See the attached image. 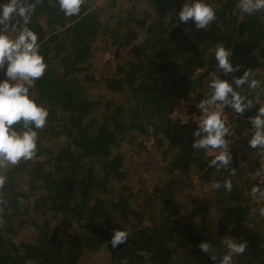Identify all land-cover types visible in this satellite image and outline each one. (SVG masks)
Masks as SVG:
<instances>
[{"label": "trees", "instance_id": "1", "mask_svg": "<svg viewBox=\"0 0 264 264\" xmlns=\"http://www.w3.org/2000/svg\"><path fill=\"white\" fill-rule=\"evenodd\" d=\"M147 1L152 12L134 20L144 30L139 42L132 41L135 31L125 36L118 27L111 29L95 0H83L79 14L70 17L59 9L58 0L36 2L29 27L38 34L48 67L31 91L49 115L46 126L37 130L35 156L5 171L6 181L0 187V264H76L87 250L103 247L109 251V264H213L198 243L206 240L222 255L226 249L217 246L221 238L253 220V226L237 239L246 240L248 246L233 264H264V216L250 215L255 206L243 194L242 185L245 168L254 173L264 165L259 161L261 152L247 143L252 131L248 117L264 104V12L241 15L237 0H209L218 11L216 20L204 30L195 29L191 20L179 24L176 10L182 0ZM131 8H125V16L122 9L117 12V23L132 21ZM151 15L155 18L149 21ZM108 32L116 45L115 70L96 74L90 69L92 42ZM217 42L231 47L234 63L251 68L260 81L255 89L244 85L254 98V107L239 116L233 127L234 136L238 135L232 142L234 174L209 167L211 156L191 147L195 122L179 123L168 115L191 92L196 91L194 101L199 102L210 91ZM242 73L243 67L234 75ZM97 87V98L90 97ZM119 93L125 98L116 102L113 98ZM195 105L192 101L189 109L198 114ZM97 109H102L99 116L93 115ZM149 128L158 144L166 145L163 154L170 153L162 168L175 175L155 184L145 203L156 198L158 206L152 203L151 212L143 215L130 201L140 189L124 181V155L115 150L127 137L142 148L137 135H147ZM16 173L27 174L26 189L17 183ZM194 178L210 185L227 178L233 184L231 192L212 188V202L205 196L191 204L188 213L198 217V229L175 216L184 207L177 195L191 187ZM106 184L114 199L104 195ZM33 195L35 207L29 200ZM151 208L159 209L157 217ZM31 209L50 213L42 219L31 216ZM147 217L149 224L141 225ZM27 222L36 229L32 239L11 238L15 225ZM126 225L128 239L112 248L108 243L112 229ZM61 228L69 229L65 240L59 238Z\"/></svg>", "mask_w": 264, "mask_h": 264}, {"label": "clouds", "instance_id": "2", "mask_svg": "<svg viewBox=\"0 0 264 264\" xmlns=\"http://www.w3.org/2000/svg\"><path fill=\"white\" fill-rule=\"evenodd\" d=\"M36 2L28 0H0V169L15 166L21 160H31L38 148V131L47 124L48 108L38 102L31 91L36 81L41 78L48 65L40 51L38 34L29 27ZM83 0H58V6L65 16L79 14ZM236 10L249 16L264 12V0H237ZM218 9L209 0H182L176 19L179 24L191 20L195 29L206 30L216 20ZM216 71L210 73L209 92L199 100L195 107L200 115L197 127L192 131L191 147L204 150L211 155L209 167L223 169L234 174L230 167L233 161L231 137L234 136L232 124L228 121L226 109L241 116L254 107V98L244 90V85L255 89L260 81L255 72L241 64L234 63L233 49L222 42L215 44L212 53ZM243 67L242 75H234ZM259 104V95L255 97ZM186 107L181 104L171 113L179 117L180 123H186ZM251 124V135L247 143L250 148L258 149L264 155V104L256 107L255 115L248 117ZM15 125V126H14ZM257 182L250 189L254 201H264V165L255 173ZM6 176L0 172V187H3ZM213 189L223 188L231 192L230 179L212 183ZM264 216V206L252 208L250 215ZM127 225L113 228L108 243L112 248L124 244L129 236ZM221 244L226 251L222 255L215 252L210 242L201 240L197 247L207 253L212 261L219 264H233L234 258L245 253L247 241L224 236Z\"/></svg>", "mask_w": 264, "mask_h": 264}, {"label": "rangeland", "instance_id": "3", "mask_svg": "<svg viewBox=\"0 0 264 264\" xmlns=\"http://www.w3.org/2000/svg\"><path fill=\"white\" fill-rule=\"evenodd\" d=\"M94 5H99L101 7L102 12V19L103 21L111 28V29H117L121 31V33L125 36H128L131 34V31L136 32V38L132 40L133 42H139L144 38V30L143 28H138L136 26V23L134 20L137 18L145 17V13L152 12L151 6L148 3L147 0H115V2H111L110 0H95ZM132 6L130 9L132 12H134V15L129 16V18L132 20L129 23H127L125 20H123L120 23H117V14L118 11L122 9V15H126L125 8ZM118 12V13H117ZM242 15V14H241ZM121 16V17H123ZM155 16L151 15V17L148 18V20L154 19ZM118 35V34H117ZM110 35V32L104 33V34H98L96 39L92 42V47L94 48V55L92 57V66L90 67L91 71H96V74L99 73H111L115 70V64H116V58L117 56L114 55L116 45L113 44V38ZM121 56L125 53V50L121 47ZM264 72V66L261 68ZM98 91H100L99 87L96 89L94 88V91L89 93V96L92 98H97ZM109 92V95L114 93ZM190 99L191 101H194L197 97V93L191 92L190 93ZM123 94H117L115 98H113L116 102H121L124 99ZM261 102V101H259ZM172 108V107H171ZM102 109H97L96 111H93V115L99 116L101 114ZM171 111V109H170ZM170 114V112H169ZM168 114V115H169ZM64 137H60L62 140ZM129 137H127L123 142H121L120 147L117 148L115 151H119L123 153L124 155V166L127 173L126 179L124 181L128 182L132 187L136 189H140V192L136 195H134L130 201L132 205H135L137 210H140L142 214H146L151 212L150 206L152 203L156 204L158 206V200L155 198L149 205L145 203L147 200H149L148 194L151 193L153 190V187L157 183L163 182V180H167L171 177H173L175 174L172 172H168L167 170H164L162 167L166 164L167 158L169 157L170 153L164 155L162 150L166 145H159L158 142L155 140V137L153 134H151V128L148 130L147 135H137L136 139H140V143L142 145V148L139 147V145H135V140L130 142L128 140ZM238 135L233 136L230 139V143L232 145L233 139H237ZM166 144V140L164 141ZM140 148V149H139ZM203 153L204 150H200ZM211 156V155H208ZM44 157V156H42ZM259 161L261 163L264 162V155L259 157ZM11 167V166H10ZM9 168V167H8ZM7 168V169H8ZM7 169H0V172H2L5 175V171ZM24 173V172H23ZM256 172L250 173L247 168L243 171V194L248 195L250 197L249 201L250 203H253V205L256 208H259L261 206H264V201H254L252 197L250 196V189L253 182H257V177L255 175ZM16 179L18 180V184L21 185L24 189L27 188V174H23L22 176L16 173ZM110 184V183H109ZM246 185V187H245ZM105 192L104 195L109 199H114V192H111L109 189V185H105ZM118 184L115 183V187H117ZM109 189V193H108ZM143 191V193H142ZM34 193V192H32ZM205 196L210 197V201L212 202V187L209 183H204L203 181L199 180L198 178L192 179V186L191 187H185L178 195L177 201L182 202L184 207H182L180 210H178V213H176L175 216H178L183 222H187L191 227L194 229H198L199 227V219L198 217H191L188 213V209L190 208L191 204L194 201H200L205 199ZM36 196L33 195L31 198H29L31 202V206H36ZM144 204V206H141ZM152 209V208H151ZM214 211V209H213ZM153 214L157 217L159 213V209L156 208L155 210L152 209ZM31 216L34 215L36 217L40 218H47L49 213L45 210H38L34 211L33 209L30 210ZM150 218V217H149ZM148 217L143 220L141 225L143 224H149L150 219ZM56 219L53 220L52 225L55 223ZM102 221V220H101ZM135 219L133 222L135 223ZM1 222V221H0ZM255 220L251 222H246L241 224V226H237L236 228H233L232 232H229L226 236L235 237L236 239H239L241 237L242 231L247 229L248 227H252ZM102 223H104L102 221ZM128 226V225H127ZM16 230L15 233L10 234L11 238H13L15 241L19 239H32V237L35 235L36 229L35 227L27 222L24 225H15ZM69 229H62L59 233V238L61 239H67L68 234L67 232ZM217 246L221 247L223 250V246L221 244V240L218 242ZM76 264H109V251L106 247L101 248L100 250L96 252H90L86 251V253L83 254V256L80 258V260ZM213 264H219V260L214 261Z\"/></svg>", "mask_w": 264, "mask_h": 264}, {"label": "built area", "instance_id": "4", "mask_svg": "<svg viewBox=\"0 0 264 264\" xmlns=\"http://www.w3.org/2000/svg\"><path fill=\"white\" fill-rule=\"evenodd\" d=\"M1 71V70H0ZM194 103H198V101L197 102H195V101H193ZM183 103V105L186 107V112L184 113L187 117H188V119H187V122H197V119H198V117H199V115H200V113H195L194 111H191L190 109H189V104L190 103H192V101H191V99H190V97L188 96V97H186V98H181L179 101H177L173 106H172V108H171V111H170V114H169V116H170V118L172 119V120H174V121H177V122H179V117H177L176 118V114L175 113H171L172 111H173V109L174 108H179L180 106H181V104ZM226 111L227 112H229V113H226V115H227V119H228V121L232 124V127H234V126H236L237 124H238V119H239V116L238 115H236V114H234V113H231V109H226ZM242 119V118H241ZM186 122V123H187ZM180 123V122H179ZM263 164H261L260 165V167L262 166Z\"/></svg>", "mask_w": 264, "mask_h": 264}]
</instances>
